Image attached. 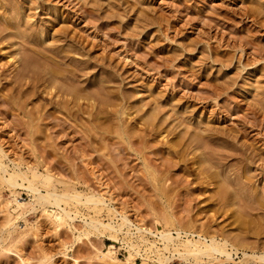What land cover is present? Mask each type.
<instances>
[{"label":"rangeland","instance_id":"rangeland-1","mask_svg":"<svg viewBox=\"0 0 264 264\" xmlns=\"http://www.w3.org/2000/svg\"><path fill=\"white\" fill-rule=\"evenodd\" d=\"M0 27V145L6 151L0 152V159L10 168L15 160L22 158V169H26L27 164L40 171L49 167L78 190L108 191L113 198L108 203L120 212H127L135 223L160 229L161 226L154 223L151 206L169 205L175 218L183 223H195V230H210L208 233L228 237L233 243L238 242L237 245L243 241L249 250L264 249V0H0ZM31 39L38 41L42 48L38 42L31 41L34 47L28 45ZM35 44L39 51L50 46L46 49L48 52L45 50L47 56L52 57L53 63L57 60L60 68L70 69L72 63L75 69L79 67L78 77H70V83L65 81L67 78L63 80L83 89L82 94L93 91L96 96H93L96 100L93 118H97L89 116V107L84 103L88 101L82 99L87 114L83 113V105L84 110L77 111L76 117L68 118L62 111L57 113L58 122L45 116L43 120L38 112L42 114L47 108L53 109L52 95L40 91L39 97H30V85L12 86L11 76L19 70L26 74L33 70L29 74L34 76L36 72V78L39 71L40 77L44 74L43 66L37 63L45 56L37 50L32 51L37 47ZM59 53L69 56L61 59ZM9 54L19 56L20 67L11 63ZM36 55L43 58L36 59ZM53 57L58 58L53 60ZM32 75H29L30 80ZM72 78L76 82H72ZM105 105L116 110L111 112ZM105 108L116 117L107 114ZM124 109L131 111V117L123 115ZM57 110L54 107V113ZM55 123L59 125L51 126ZM127 133L133 138H128ZM197 134L201 136L193 141ZM178 137L184 141L177 144L189 151L178 146L180 154L171 155L170 143L180 142ZM169 140L172 141L168 143ZM87 141H90L89 148ZM232 141L237 146L246 145L249 156L258 152L255 161L250 163L239 150L240 155L237 154V146ZM190 142L195 145H189ZM202 142L207 148L205 151L200 148L204 152L199 149ZM233 144L237 155L232 150L233 155L216 158L217 150L219 155L218 152H224L220 151L222 147L228 151L227 147ZM181 153L187 162L169 167L168 164L172 165L171 161L179 159ZM210 155H214L211 166L214 162L220 164L211 170H219L221 166L223 173H230L231 180L237 181H233L235 192L239 193L235 199L226 195L225 188L224 196L218 197L220 186L207 185V182V186L199 185L194 177L203 170L200 166L205 167L212 160ZM169 156L172 164L167 161L163 169L164 158ZM203 157L211 159L200 165ZM250 157L252 160L253 156ZM180 175L188 178V183ZM55 185L59 190L65 187L63 183ZM18 190L19 200L29 202L33 199L26 189L18 187ZM13 197V190L0 182V264H24L22 258L31 264L40 260L42 264H122L95 257V246L107 250L111 245L115 246L116 257L126 261L127 245L122 240H113L109 231L77 240L76 229L68 224L57 227L39 205L35 209L28 206L14 228L5 225L7 203ZM68 208L80 210L75 220L79 229L84 224L83 218L91 216L105 222L110 218L120 221L119 213L110 214L105 207L98 213L81 204L71 203ZM9 211L15 213L14 206H9ZM122 236L118 234L119 239ZM143 246L141 254L148 255V262L152 264L155 254L150 250L145 252ZM45 254L47 257L43 258ZM135 262L142 263V256L136 255ZM204 262L232 264L224 260ZM170 264L190 263L176 259ZM248 264L258 263L250 260Z\"/></svg>","mask_w":264,"mask_h":264},{"label":"bare ground","instance_id":"bare-ground-1","mask_svg":"<svg viewBox=\"0 0 264 264\" xmlns=\"http://www.w3.org/2000/svg\"><path fill=\"white\" fill-rule=\"evenodd\" d=\"M91 10V9H90ZM89 11V10H88ZM92 12V11H91ZM8 19V18H7ZM9 24V23H8ZM7 25H5L4 26V28L6 27ZM9 26V25H8ZM1 28V27H0ZM6 29V28H5ZM42 29V28H41ZM65 29V28H64ZM3 30V29H2ZM17 31V30H16ZM60 31V30H59ZM59 33V32H58ZM16 35V34H15ZM60 35V34H59ZM32 36V35H31ZM61 36V35H60ZM68 37V36H67ZM43 38V37H42ZM30 39V38H29ZM36 40L38 39V38H35ZM33 39H31L29 42H31ZM47 40V39H46ZM27 42V41H26ZM28 42V45L29 44H31V46L34 44H32V42H35V43H37L36 41H32L31 43H29ZM60 42V41H59ZM43 43V42H42ZM57 43V42H56ZM14 43H12V45H13ZM27 44V43H26ZM44 44H46L45 42H44ZM44 44H42L43 45V48H44ZM25 45V44H24ZM38 45H39V42H38ZM38 45H36L35 44V46H37L36 48H32V47H34V46H32L31 48L33 49L32 51H35V50H37V51H39L38 50ZM40 46V45H39ZM46 46V45H45ZM30 48V49H31ZM40 48H42V46H40ZM39 48V49H40ZM46 49H48V48H50V46L49 47H45ZM53 48V47H52ZM51 48V49H52ZM20 49V48H19ZM45 49V50H46ZM5 50V49H4ZM44 49L42 50H40L39 52L43 55V56H45L44 57V59H39V63H37V64H41V68H42V66H43V68H42V70L44 71H42L44 74H42V76L40 77V75H38L39 74V72H38V74H37V78L36 77H34L35 75H36V72H34L35 73V75L33 76L32 75V73L31 74H29L30 72H33V70H31L28 74L29 75H32L31 76V80H30V76L28 75V74H26V72L24 73V71L21 73L20 72V70L19 71H17V74H13L12 76H11V82H13L14 83V85H12V84H10V85H12L13 87L15 86V87H17V85H19L18 87H23V86H25V85H30L31 86V88H29V89H31L30 91H31V93H30V91H29V89H25L26 91H29V96L31 97V96H35V95H40V91L41 92H46L45 94H49L50 96H51V98H50V104H52L54 107H55V110H57L58 112H56V113H54V111H53V109H54V107H52L53 109L51 110V108H50V110H49V108H47L46 110H45V112L44 113H40V112H38V110H37V112L40 114V116H41V118H42V116H45V118L46 117H52V119L54 118L55 120L56 119H60V117L57 115V113H59V114H61V112L64 114H66L65 116L66 117H68L69 118V116H74V117H76V115L78 114L77 113V111H81V110H84L83 111V113L84 112H86V110H87V107H89V109L87 110L88 111V114H89V116H92V118H93V115L95 116V114H94V110L96 109V107H94V105H95V99H93V96H94V93H93V91L92 92H90L89 91V93L88 92H86L87 94H82V91H83V89H80L79 87V89H80V91H79V89H77V87H72L74 84L72 83L74 80L73 79H75L76 77H78L79 76V71L78 72H76V70L79 68L78 66L76 67V69L74 68L75 67V64L74 63H72V67L71 66H69V64H71L70 62H69V64H68V66H69V68L70 69H66V68H60V66H59V62H58V64L56 63L57 62V60L53 63V62H51L52 61V57H51V59L49 58L50 56H47V52L45 51ZM49 50V49H48ZM20 51H22V50H19V52ZM31 51V52H32ZM51 51V50H50ZM60 51H63V49L62 50H59V52ZM79 51V50H78ZM30 52V53H31ZM38 52V53H39ZM52 52V51H51ZM51 52H49L50 54H51ZM57 52V51H56ZM54 53L55 54V56H56V54L57 53ZM16 53H17V51H16ZM34 54H36L35 52H33ZM40 53H39V55H40ZM48 53V55H50ZM52 53V54H53ZM18 54V53H17ZM25 54V53H24ZM54 54H53V56H54ZM10 55L11 54H9L8 56L10 57ZM39 55H36L37 57H36V59L37 58H43V56H41V57H38ZM12 56V55H11ZM46 56H47V58H46ZM54 56V57H55ZM69 55L68 54H66V53H59L58 54V57H60L61 59H66V57H68ZM17 57H19V56H17ZM17 57H16V55H14V56H12V57H10V58H12V60L11 61H13V62H11V63H13V65L16 67V65H18L19 63H18V60H19V58L17 59ZM34 57V56H33ZM53 57V58H54ZM58 57H56V58H54L53 60H55V59H57ZM59 58V60H61ZM49 59V60H48ZM10 60V59H9ZM42 60H44V62L42 61ZM58 60V61H59ZM40 61H42L43 62V65H42V62H40ZM62 61H64V60H62ZM69 61H70V59H69ZM20 62V61H19ZM76 62V61H75ZM33 63H34V61H33ZM36 63V62H35ZM34 63V64H35ZM65 64V66H66V61L64 62ZM87 63V62H86ZM31 64V63H30ZM63 65V67H65ZM19 67H20V64L18 65ZM17 66V67H18ZM25 66V65H24ZM82 66V65H81ZM29 67V66H28ZM62 67V66H61ZM35 68V67H34ZM39 69H40V66L38 67ZM85 68V67H84ZM83 68V69H84ZM90 68V67H89ZM16 69V68H15ZM31 69H33V68H31ZM81 69V68H80ZM86 69V68H85ZM23 70V69H22ZM29 69H27V71H28ZM35 70H36V68H35ZM87 71V70H86ZM13 72V71H12ZM11 72V73H12ZM20 72V73H19ZM3 73V72H2ZM11 73H10V75H11ZM15 73V72H14ZM41 73V72H40ZM9 74V73H8ZM89 75V74H88ZM27 76H29V81L27 80ZM39 76V77H38ZM81 76H83L84 77V74L83 75H81ZM87 76V75H86ZM70 77H75V78H72V84H68V83H70V82H68L69 80H71V78ZM64 78H67V79H65V81L67 80V82L68 83H66L63 79ZM80 79H81V77H79ZM79 78H77L78 80H79ZM105 81V80H104ZM74 82H76V81H74ZM85 82V81H84ZM102 83V82H101ZM78 84V83H77ZM93 84V83H92ZM75 85H76V83H75ZM93 85H95V86H97L96 84H93ZM80 86V85H79ZM94 86V87H95ZM99 86H100V84H99ZM99 86H98V88H99ZM104 86V85H103ZM42 87V88H41ZM105 87V86H104ZM5 88V87H4ZM40 88H41V90H40ZM97 88V87H96ZM103 87L102 86H100V89H102ZM19 89V88H18ZM24 89V88H23ZM95 89V88H94ZM85 90V89H84ZM89 90V89H88ZM91 90V89H90ZM92 90H93V88H92ZM102 91H105L104 89L102 90ZM113 91V90H112ZM18 92V91H17ZM43 92V93H44ZM95 93H96V91H94ZM97 92H100L101 93V91H97ZM110 92V91H109ZM100 93H99V95H100ZM105 93V92H104ZM10 94V93H9ZM27 94V95H28ZM24 95H26V94H24ZM107 95V94H106ZM103 96V95H102ZM20 97H21V95H20ZM30 97H28V99L30 98ZM39 97V96H38ZM95 98H96V96H94ZM108 97V96H107ZM27 98V97H26ZM98 98V97H97ZM106 98V97H105ZM105 98H103V99H105ZM31 99V98H30ZM33 99V98H32ZM46 99V98H45ZM49 99V98H48ZM82 99H83V102H84V100H87L88 102L86 103V102H84L85 103V105L87 104V107L83 104V102H81L82 101ZM100 99V98H99ZM81 100V101H80ZM119 100V99H118ZM33 102V101H32ZM116 102V101H115ZM49 103V102H48ZM104 103V102H103ZM110 103V102H109ZM109 103H107V104H109ZM120 103V102H119ZM20 104V103H19ZM44 104V103H43ZM110 104H113V105H115V104H118V103H110ZM109 104V105H110ZM158 104V103H157ZM51 105V106H52ZM86 107H84V106ZM97 105V104H96ZM102 105V104H101ZM156 105V104H155ZM46 106H48V105H46ZM106 106V105H105ZM117 106V105H116ZM42 107V106H41ZM75 107H77V109L75 108ZM84 107V109H82ZM112 107V106H111ZM39 108V107H38ZM44 108V107H43ZM43 108H41V110L43 109ZM101 108V107H100ZM106 108L107 109H109L110 107H107L106 106ZM105 108V109H106ZM155 108V107H154ZM102 109V111H103V108H101ZM100 109V110H101ZM106 109V110H107ZM112 108H110L109 110H111ZM156 109V108H155ZM99 110V111H100ZM106 110H104L105 112H106ZM116 109H114L113 108V110H111V112L112 111H115ZM120 110V109H119ZM122 110H123V108H122ZM127 110H130V109H128L127 108ZM127 110H125L124 109V114L123 115H125V116H129V117H131L130 115H132V113H131V111L129 112V111H127ZM31 111V110H30ZM60 111V112H59ZM98 111V110H97ZM108 111V110H107ZM95 112H96V110H95ZM111 112H107V114L108 113H110L111 114V116H113V114L114 113H111ZM155 112V111H154ZM80 113V112H79ZM83 113H82V116H83ZM98 113V112H97ZM126 113V114H125ZM151 113V112H150ZM157 113V112H156ZM159 113V112H158ZM85 114V113H84ZM86 114H87V112H86ZM154 114V113H153ZM32 115V114H31ZM80 116H81V113L79 114ZM78 115V116H79ZM40 116H39V118H40ZM77 116V117H78ZM79 116V117H80ZM81 116V117H82ZM97 116V115H96ZM108 117H109V115H107ZM110 116V117H111ZM114 116H115V114H114ZM154 116H155V114H154ZM158 116V115H157ZM34 117V116H33ZM78 117V118H79ZM80 117V118H81ZM116 117V116H115ZM114 117V118H115ZM128 117V118H129ZM71 118H73V117H71ZM79 118V120H80V122H82V120ZM95 118H97V117H95ZM95 118H93V119H95ZM127 118V119H128ZM152 118H154V117H152ZM43 119V118H42ZM41 119V120H42ZM64 119V118H63ZM67 119V118H66ZM82 119H84L83 117H82ZM86 119L87 118H85V121H86ZM93 119H91L93 122H96V121H94ZM156 119V118H155ZM44 120V119H43ZM122 120V119H121ZM150 120V119H149ZM148 120V121H149ZM60 121V120H59ZM65 121V120H64ZM75 121V120H74ZM91 121V122H92ZM152 121V120H151ZM154 121V120H153ZM152 121V122H153ZM163 121V120H162ZM161 121V122H162ZM55 122V121H54ZM56 122H58V120H56ZM146 122V121H145ZM152 122H150V123H152ZM50 123V122H49ZM83 123V122H82ZM164 123V122H163ZM34 124V123H33ZM54 124V123H53ZM56 125H51V126H57V124L58 123H55ZM98 124V123H97ZM146 124V123H145ZM154 124H155V122H154ZM154 124H152L153 126H155ZM158 124H159V122H158ZM158 124H156V125H158ZM59 125V124H58ZM117 125V124H116ZM118 125H119V123H118ZM159 126V125H158ZM162 126V125H161ZM55 127H50V129L51 128H55ZM117 127V126H116ZM120 127V126H119ZM123 127V126H122ZM147 127V126H146ZM192 127H194V126H192ZM36 128V127H35ZM118 128V127H117ZM152 128V127H151ZM195 128V127H194ZM211 128V127H210ZM93 129V128H92ZM110 129V128H109ZM120 129V128H119ZM123 129H124V127H123ZM126 129L127 128H125L124 129V131H126ZM154 129V128H153ZM115 130H116V128H115ZM129 130V129H128ZM127 130V131H128ZM155 130H156V128H155ZM92 131V130H91ZM119 131V130H118ZM123 131V132H124ZM147 131V130H146ZM151 131V130H150ZM153 131V130H152ZM219 131V130H218ZM110 132V131H109ZM121 132V131H120ZM186 132V131H185ZM129 133V132H128ZM128 133H127V135H128ZM239 133V132H238ZM130 134V133H129ZM212 133H210V135H211ZM215 134H217V132L215 133ZM233 134V133H232ZM124 135H125V133H124ZM132 135V134H131ZM146 135V134H145ZM199 134H197L196 136H195V138L193 139V141H198V139H199V136H201V135H199ZM209 135V136H210ZM214 135V134H213ZM227 135V137H228V135L229 134H226ZM130 135H128V138H133V137H129ZM184 136V135H183ZM182 136V137H183ZM217 136V135H216ZM163 137H165V135H163ZM181 137V136H180ZM180 137H178V139H179V141H180ZM204 137V136H203ZM203 137H201V139L203 138ZM232 137V136H231ZM144 138V137H143ZM142 137H141V139H143ZM185 138V137H184ZM184 138H182V139H184ZM229 139H230V136L228 137ZM232 138H234V137H232ZM124 139V138H123ZM141 139H137V141L138 140H140V141H138V142H142L141 141ZM146 139V138H145ZM200 139V140H201ZM228 139V140H229ZM235 139V138H234ZM107 140H110V139H107ZM147 140V139H146ZM145 140V141H146ZM227 140V139H226ZM110 141H112V140H110ZM132 141H134V140H132ZM132 141H129V142H131L132 143ZM137 141H135V142H137ZM144 141V142H145ZM170 141H172V140H169V142L168 143H170ZM177 140H173L171 143H170V146L169 147H171V149H170V151H171V155H172V153H174V154H176V156H177V154H180L179 153V149H177L176 147H178L179 146V144H181V143H183V141L184 140H181L180 142H176ZM192 141V142H193ZM202 141V140H201ZM238 141V140H237ZM88 142V141H87ZM86 142V144L88 145L89 144V142L87 143ZM91 142H92V140H91ZM113 142V141H112ZM134 142V143H135ZM137 142V143H138ZM147 142H148V140H147ZM192 142H190L189 143V145H191V144H193V145H195L194 143H192ZM233 142V141H232ZM93 143V142H92ZM139 143V144H140ZM146 143V142H145ZM177 143H179V144H177ZM235 145L237 144V143H235V141L233 142ZM108 144H110V143H108ZM128 144H130V143H128ZM148 144V143H147ZM150 144V143H149ZM157 144V143H156ZM199 144H202V146H204V147H200L199 146V149L200 148H203V150L206 148L205 147V143H199ZM199 144H196V145H199ZM234 144H233V146L231 145V150H230V148H228L227 147V149H228V151L226 150V149H224L223 150V147H222V150H220V151H224V152H222L221 154L218 152V154L219 155H217V151L215 152V154L214 155H216V158L218 159V156H220V155H222L221 156V158H226V157H229V156H231V155H233L232 154V150H233V153L235 154V155H237V154H239V151H240V153H241V156H243V157H245V158H249V160L251 161L250 163H252L253 161H255L254 159H255V154L257 153L258 154V152H256L255 154H254V152H253V154L251 153V155L250 156H253L252 157V160L250 159L251 157L249 156V155H247V153H246V151H247V149H246V145L244 146L243 144L242 145H239V146H237L236 148H237V150L236 151H238V153L235 151L234 152ZM252 144V143H251ZM87 145H85V146H87ZM92 145H94V143L92 144ZM132 146L133 145H135V144H131ZM146 145V144H145ZM184 145V144H183ZM188 145V144H187ZM192 145V146H193ZM211 145V144H210ZM95 146V145H94ZM153 146V145H152ZM156 146V145H155ZM155 146H153V147H155ZM192 146H188V147H192ZM148 147H149V145H148ZM168 147V146H167ZM168 147V148H169ZM181 149H183L182 148V146H179ZM178 147V148H179ZM194 147V146H193ZM192 147V148H193ZM197 147V146H196ZM196 147H194V148H196ZM207 147H209V145L207 144ZM211 147V146H210ZM218 147V146H217ZM234 147V148H233ZM87 148H89V145L87 146ZM220 148V147H219ZM218 148V149H219ZM252 148V147H251ZM83 149V148H82ZM185 150H187L186 148H184ZM207 149V148H206ZM255 149V148H254ZM85 150V149H84ZM89 150V149H88ZM93 150V149H92ZM201 151H202V149H200ZM230 150V151H229ZM256 150V149H255ZM87 151V150H86ZM187 151H189V150H187ZM205 151V150H204ZM204 151H202V152H204ZM227 151V152H226ZM254 151V150H253ZM0 152H1V154H2V152H4L3 151V149H2V147H1V145H0ZM6 152V151H5ZM4 152V153H5ZM154 152V151H153ZM169 152V151H168ZM180 152H182V150L180 151ZM183 152H185V151H183ZM237 153V154H236ZM7 154V153H6ZM5 154V155H6ZM183 153H181V155H179V159H177L176 158V156L175 157H173V158H176L175 160H173V159H171V155L169 156L170 157V159H168L167 157L166 158H164L165 160L164 161H166V162H163V164L162 165H165V168H163V169H166V164H168V162L169 163H171L172 165H170V164H168V166L169 167H172V166H176L177 164H181V162L182 163H186L187 162V158L184 156V154L182 155ZM201 154V153H200ZM187 157H188V155H187V152H186V154H185ZM214 155H212L213 157H214ZM240 155V154H239ZM238 155V156H239ZM211 156V155H210ZM211 156V157H212ZM240 156V157H241ZM257 156V155H256ZM263 156V155H262ZM190 157V156H189ZM197 157V156H196ZM212 157V160L210 161L209 159H211L210 157H209V159H208V157L206 158V157H203V158H201L200 159V162H199V164L200 165H204L205 164V162L207 163V160L206 159H208L209 161V163L207 164V166H206V164H205V167L204 166H200L199 164V166H200V168H201V170L202 171H200L199 173H205V175L204 176H198L199 175V173H198V175L197 176H194L195 178H197V180H199V181H197L198 182V184L199 185H202V183L203 184H205L206 182V184L207 185H213V184H216V186L218 185V186H220V188H221V190H220V192H217L218 194H217V196L218 197H223L224 195L223 194H225V192H226V195H231L234 199L237 197V195L239 194V193H236L235 191L237 190H235V187H234V183H235V181H234V183H233V181L231 180V178H230V173L228 174V172H226V173H223L224 171H221L220 169H221V166L219 167V170H216V169H214V170H211L212 168H216V167H214V166H217L218 167V165H220L219 163H218V165H215V163L216 162H214V166H211L210 165V163L212 162L213 163V160H214V158ZM242 157V159H244ZM1 158V157H0ZM215 158V159H216ZM220 157H219V159L222 161H224V159H221ZM235 158H236V156H235ZM264 158V157H263ZM262 158V159H263ZM20 159V158H19ZM19 159H17L18 161H14V165H13V167L12 168H10L9 167V165L8 164H6L5 162H3V160L2 159H0V168H1V172H0V182L1 183H3V184H5L6 183V185L9 187V188H11L12 190H13V194H14V197H13V199L10 201V204H9V201H8V203H7V215H6V217H5V225H12L13 226V228L16 226V221L18 220V218L24 213V212H26V209H27V207L29 206V207H31V208H33V209H35L36 208V206L37 205H39L40 207H41V211L46 215V217H48L50 220H51V222H53L57 227H59V226H63V225H65V224H68V226L69 227H73L74 229H76L77 230V235H76V239L77 240H81V239H83L84 237H86V238H89L91 235H98V234H102L104 231H109L110 232V236L112 237V239L113 240H115V241H117V240H122L123 241V243H125V245H127V248H128V251H129V255L127 256V259H126V261H122V260H120V259H118L117 257H116V255H115V250H114V245H111V246H109L108 247V249L107 250H104V249H102V248H98V247H96L95 245V257L97 258V259H101V260H104V261H107V260H109V261H111V262H120V263H124V264H138L137 262H135V256L136 255H140V256H142V263H140V264H150L149 262H148V255L147 256H144L143 254H141V245H144L143 247H144V249H145V252H147L148 250H150V251H152V252H154V254H155V259H153V263L152 264H170L171 262H173L174 260H182V261H184V262H186V263H190V264H201V263H203V264H206L204 261L205 260H212L213 262H217V261H221V260H224V261H228V262H231L232 264H248L249 263V261L250 260H253V261H255V262H257L258 264H264V249H262V250H249V246H247V244H245V242H239L240 244H238L237 245V243L235 244V243H233L232 242V240H229V239H227L225 236H223V237H221V235L219 234L218 235V233H216L215 234V232L214 233H208L209 231H207V232H205V230L202 232V231H198V230H195L194 229V225L193 224H195V223H191V222H186V223H183L182 221H180L179 219H177V218H175L176 216H174V211L172 210V209H170L171 207L169 206V205H166V206H164L163 208H162V206H161V208H156V207H153V206H151V210L153 211V213H154V215H155V220H154V223H156V224H158V225H160L161 226V228L159 229V228H156V227H149V226H147L145 223L143 224L142 222H138V223H135L134 221H132V219L129 217V215L127 214V212H125L124 210V212H120V210H118V208L116 207V206H112L110 203H111V201L113 200V198H112V195L110 194V193H108V191H102V192H100V191H97V190H89V191H86L85 189H84V191H82V190H78L77 188H75V187H73V186H71V185H69L68 184V181L66 182L63 178H61V177H58L55 173H53L52 172V170L49 168V167H46L45 168V170L44 171H40L38 168H36V167H34L33 165H31L30 166V164L28 165H26L27 166V168L26 169H22V163H24V162H22V158L19 160ZM155 159V158H154ZM147 160V159H146ZM169 160H173V161H169ZM189 160V159H188ZM191 160V159H190ZM196 160V159H195ZM199 160V159H198ZM23 161H24V159H23ZM145 161V160H144ZM168 161V162H167ZM219 161V160H218ZM222 161V162H223ZM161 162V161H160ZM192 162H193V160H192ZM198 162V161H197ZM197 162H195L196 164H197ZM203 164H202V163ZM220 162V161H219ZM222 162H220V163H222ZM26 163V162H25ZM148 163V162H147ZM165 163V164H164ZM158 165V164H157ZM222 165V164H221ZM46 166V165H45ZM148 166V165H147ZM153 166V165H152ZM159 166H161L160 164H159ZM199 166H198V168H199ZM24 167V166H23ZM156 167V166H155ZM162 167V166H161ZM161 167H159V169L161 168ZM169 167H167V169L169 168ZM193 167V166H192ZM207 167V168H206ZM25 168V167H24ZM198 168H196V169H198ZM206 168V169H205ZM209 168V169H208ZM211 168V169H210ZM223 168V167H222ZM189 170H190V168H188ZM187 169V170H188ZM208 169V172L206 171ZM224 169V168H223ZM222 169V170H223ZM150 170V169H149ZM162 170V169H161ZM188 170V171H189ZM200 170V169H199ZM227 170V169H226ZM183 171V170H182ZM167 172V171H166ZM184 172V171H183ZM190 172H192V171H190ZM189 172V173H190ZM196 172V171H195ZM194 172V173H195ZM230 172V171H229ZM158 173V172H157ZM165 173V172H164ZM163 173V174H164ZM188 173V172H187ZM184 174V173H183ZM182 174V175H183ZM222 174H224L223 176H222ZM154 175V174H153ZM176 175H178V174H176ZM182 175H180L182 178L184 177V176H182ZM160 176V175H159ZM172 176V175H171ZM179 176V177H180ZM153 177V176H152ZM175 177V176H174ZM177 178V177H176ZM182 178H181V180H180V178H177V179H179L180 180V182L182 181ZM184 180L183 181H185V183H186V181H187V179L188 178H186V177H184L183 178ZM169 180V179H168ZM178 180V181H179ZM196 180V179H195ZM247 180V179H246ZM177 181V180H176ZM192 181V180H191ZM56 182L59 184V183H63V184H65L64 186V188H62V189H57V187H56ZM193 182V181H192ZM195 182V181H194ZM197 182H196V184H197ZM237 182V181H236ZM165 183V182H164ZM187 183H188V181H187ZM190 183L191 182H189V184L188 185H190ZM205 184V185H206ZM184 185V184H183ZM199 185H197V186H199ZM206 185V186H207ZM205 186V187H206ZM238 186V185H237ZM18 187H22V188H24V189H26L32 196H33V199L31 200V201H29V202H26V201H21V200H19V198H18V196L20 195V192H19V190H18ZM164 187V186H163ZM90 188V187H89ZM187 188V187H186ZM199 188H201V186L200 187H195V189L197 190V189H199ZM226 189V191L224 192V190L223 189ZM43 189H44V192H43ZM162 189V188H161ZM208 190V188H206L204 191H205V193H207V192H209V190ZM203 191V190H202ZM212 191V190H211ZM238 192V191H237ZM198 193V192H197ZM211 193V192H210ZM192 195V194H191ZM212 195V194H211ZM222 195V196H221ZM236 195V196H235ZM240 195H241V193H240ZM239 195V196H240ZM248 195V194H247ZM215 196H216V194H215ZM214 196V197H215ZM235 196V197H234ZM209 198V197H208ZM108 201L110 202V203H108ZM234 201V200H233ZM71 203H73V205L74 204H81V205H84V206H86L87 208H91V209H94V211H95V213H98V211H100V210H102V208L103 207H105V208H107L108 209V211L110 212V214L112 213V214H114V215H116L117 213H119V215H120V221H118V222H115L114 221V218H110L111 220L110 221H108V222H105L104 220H102V219H100V218H98V217H93V216H91V217H86V218H83V220H84V224L82 225V228H77V226L75 225V220L76 219H78L77 217L79 216V212H80V210H77L76 208V210H72V209H69L68 208V205H71ZM233 204H235V203H233ZM9 206H14V212L15 213H11L10 211H9ZM49 206H52L53 207V210H52V207H50L51 208V210L49 209ZM77 207H78V205H77ZM226 208V207H225ZM219 210H220V208H219ZM151 211V212H152ZM226 211V210H225ZM204 212V211H203ZM101 213V212H100ZM162 213V214H161ZM215 213V212H214ZM81 215H83V214H81ZM213 217H214V215H213ZM21 218H22V216H21ZM82 218V217H81ZM18 222V221H17ZM4 223V222H3ZM209 224V223H208ZM4 225V226H5ZM198 227V226H197ZM15 230V229H14ZM13 230V231H14ZM205 232V233H204ZM119 233H122V239H119V237H118V234ZM15 235V234H14ZM17 235V234H16ZM109 236V237H110ZM22 237V236H21ZM13 238V237H12ZM16 238V237H15ZM19 239V238H18ZM241 239V238H240ZM12 240V239H11ZM21 240V239H20ZM12 241H14V240H12ZM16 241V240H15ZM238 241H240V240H238ZM19 242V241H18ZM16 244V243H15ZM14 244V245H15ZM17 245V244H16ZM15 248H17L16 246H14ZM143 249V248H142ZM254 249V248H253ZM16 252H18L19 253V251H17L16 250ZM47 257V255L45 254V255H43V258H46ZM22 260H23V262H24V264H31V262H29L28 260H25L24 258H22ZM43 263V260L41 261H39L37 264H42Z\"/></svg>","mask_w":264,"mask_h":264}]
</instances>
